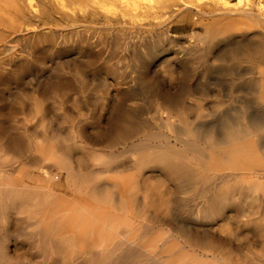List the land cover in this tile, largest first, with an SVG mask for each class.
<instances>
[{"label":"bare ground","instance_id":"obj_1","mask_svg":"<svg viewBox=\"0 0 264 264\" xmlns=\"http://www.w3.org/2000/svg\"><path fill=\"white\" fill-rule=\"evenodd\" d=\"M233 10L221 12L233 26L208 37L222 43L264 25V17ZM216 57L251 97L218 122L187 123L178 131L181 146L139 145V167L166 171L192 221L173 224L175 211L152 191L150 176L115 175L125 161L89 154L63 135L30 141L0 126V264H264V46L226 44ZM245 61L247 70L234 69ZM168 98L162 113L171 120L177 104ZM119 123L122 138L138 128L127 111ZM221 221L226 234L197 225Z\"/></svg>","mask_w":264,"mask_h":264},{"label":"rangeland","instance_id":"obj_2","mask_svg":"<svg viewBox=\"0 0 264 264\" xmlns=\"http://www.w3.org/2000/svg\"><path fill=\"white\" fill-rule=\"evenodd\" d=\"M231 9L264 17V0H0V126L30 141L63 135L89 154L97 149L125 161L115 175L150 176L152 191H162L175 211L173 224L192 221L179 210L178 187L166 171L139 167V145L181 146L178 131L187 123L218 122L251 97L237 90L216 53L247 40L264 46V25L246 35L233 31L222 43L208 37L233 26L221 13ZM248 67L245 61L234 69ZM169 96L177 104L171 120L162 113ZM125 111L138 128L122 138L118 115ZM225 223L197 225L226 234ZM239 226L231 224L236 232Z\"/></svg>","mask_w":264,"mask_h":264}]
</instances>
